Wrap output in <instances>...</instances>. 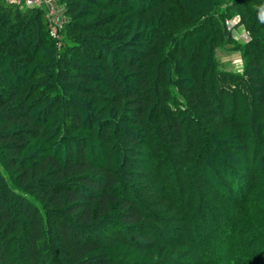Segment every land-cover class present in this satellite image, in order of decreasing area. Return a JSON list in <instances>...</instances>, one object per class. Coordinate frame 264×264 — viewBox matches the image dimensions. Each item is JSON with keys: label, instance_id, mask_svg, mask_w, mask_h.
<instances>
[{"label": "trees", "instance_id": "16d2710c", "mask_svg": "<svg viewBox=\"0 0 264 264\" xmlns=\"http://www.w3.org/2000/svg\"><path fill=\"white\" fill-rule=\"evenodd\" d=\"M51 4L0 0V264H264V0Z\"/></svg>", "mask_w": 264, "mask_h": 264}, {"label": "rangeland", "instance_id": "374dc122", "mask_svg": "<svg viewBox=\"0 0 264 264\" xmlns=\"http://www.w3.org/2000/svg\"><path fill=\"white\" fill-rule=\"evenodd\" d=\"M57 11H59V13L61 14L62 12V7L56 4ZM237 20L232 19L231 24L235 25L237 24ZM233 27V26H232ZM229 28L230 30H232V34L233 36L239 40V42L244 43L247 38L245 39H239L237 35H239L238 33H243L244 29L241 26H236L234 29L233 28ZM230 48V46H225L220 50H217L216 52V56L217 59L219 61V65L221 69H227V70H232L233 72H238L240 70V55L237 52H234L232 50H228ZM175 190L178 191V188H170L169 191V199H172V196H174L175 194ZM178 195V194H177ZM167 210H168V214L171 215L172 214V204L170 205L169 202H167ZM190 224L189 222L187 223V225Z\"/></svg>", "mask_w": 264, "mask_h": 264}, {"label": "built area", "instance_id": "2783aa9c", "mask_svg": "<svg viewBox=\"0 0 264 264\" xmlns=\"http://www.w3.org/2000/svg\"><path fill=\"white\" fill-rule=\"evenodd\" d=\"M8 3L10 4H15L18 7L21 8H26V7H42L43 5H47L48 6V19L50 21V25H58L59 21H60V17L58 12L56 11V9L52 6L51 2L52 0H6ZM226 25L228 28H231L232 24L229 20H227ZM49 27V33L51 37H56V31L57 28H59L60 26H48Z\"/></svg>", "mask_w": 264, "mask_h": 264}, {"label": "crops", "instance_id": "0c3cea01", "mask_svg": "<svg viewBox=\"0 0 264 264\" xmlns=\"http://www.w3.org/2000/svg\"><path fill=\"white\" fill-rule=\"evenodd\" d=\"M239 34H240V38H243V39H245V38H246L245 34H243L242 32H241V33H239Z\"/></svg>", "mask_w": 264, "mask_h": 264}]
</instances>
